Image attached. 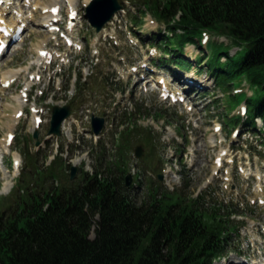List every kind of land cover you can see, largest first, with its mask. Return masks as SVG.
<instances>
[{
    "label": "rangeland",
    "instance_id": "374dc122",
    "mask_svg": "<svg viewBox=\"0 0 264 264\" xmlns=\"http://www.w3.org/2000/svg\"><path fill=\"white\" fill-rule=\"evenodd\" d=\"M37 1L50 4V0ZM55 1H59L63 16L58 24L75 37V44L67 45L54 30L48 33L49 28L41 25L47 12L39 6L34 15L26 10L28 26L23 44L11 45L0 62V146L7 139L10 150L4 153L3 160L10 173L0 168V190L12 183L8 178L15 171L14 155L20 159L13 186L6 194L0 193V222L13 214L18 199L26 195L27 189L41 187L47 178L51 179L46 176L51 171L57 174L55 186L68 185L79 181L85 172L91 174L100 163L103 165L125 153L127 174L133 173V192L138 200L144 199L152 186L169 193L181 191L184 197L191 198L206 192L209 204L222 206L223 214L231 213L235 229L232 243L226 256L214 264H264V204L258 202L264 199V135L248 132L242 120L237 126L241 133L233 137L235 121L228 119V115H240L247 93L251 95L253 91L255 97L258 89L249 84L246 76L227 79L226 85L217 88L210 75L199 73L194 66L197 48L184 50L193 64L190 70H180L174 65L167 69L156 67L153 62L160 51L148 42L155 32L165 31L166 24L157 21L151 9H144L145 0H119L125 9L101 32H96L85 17L86 5L91 0ZM7 10V19L15 18L17 7ZM71 10H75L76 16L70 25ZM208 35L213 38L207 45L212 57L229 47L230 55L235 53L236 59L244 56V48L238 50L236 45H229L231 41L226 36ZM37 45L52 52L51 62L41 60L32 64L39 56ZM143 63L153 76L165 77L170 93L181 92L183 87L196 92L190 90L191 95L184 102H171L154 87L156 81L145 85ZM26 66L27 71L4 86L3 74ZM186 77L194 78L202 86L187 85ZM28 82L31 88L20 107L15 97L25 93ZM66 104L71 106L73 116L63 123L65 130L60 136H48L53 106ZM124 110L133 114L129 121L126 118L127 122L138 127L137 132H130L131 144L126 149L115 135L117 118ZM92 114L107 118L101 138L91 130ZM36 115L42 116L40 124H35ZM224 119L230 126L224 124ZM35 130H39V146L33 138ZM9 133L14 135L12 141L7 137ZM143 137L151 142L146 144ZM137 145L144 148L141 159L134 157ZM223 150L226 154L221 167L215 159ZM72 164L79 168L74 180L70 179Z\"/></svg>",
    "mask_w": 264,
    "mask_h": 264
},
{
    "label": "trees",
    "instance_id": "16d2710c",
    "mask_svg": "<svg viewBox=\"0 0 264 264\" xmlns=\"http://www.w3.org/2000/svg\"><path fill=\"white\" fill-rule=\"evenodd\" d=\"M144 4L167 27L151 40L162 51L156 64L190 70L193 64L184 50L191 43L200 50L194 66L210 75L217 88L227 79L246 76L258 94L247 99L243 126L256 129L254 118L264 121V0ZM206 33L226 36L244 48V56L236 59L223 50L212 57L204 48ZM132 116L124 112L116 124L117 142L125 149L131 144L130 132L138 131L126 120ZM143 141L151 142L148 137ZM127 167L122 153L100 163L92 174L83 173L79 181L55 186L57 174L51 171L43 186L27 189L13 214L0 222V264H213L227 254L235 232L231 213L209 204L206 192L191 198L152 186L138 200L134 186H125Z\"/></svg>",
    "mask_w": 264,
    "mask_h": 264
},
{
    "label": "bare ground",
    "instance_id": "6f19581e",
    "mask_svg": "<svg viewBox=\"0 0 264 264\" xmlns=\"http://www.w3.org/2000/svg\"><path fill=\"white\" fill-rule=\"evenodd\" d=\"M26 2H27V0H24L23 2H22V0H18V1H15V0H4L2 2L3 5L2 4L0 5V27L11 29L14 26L20 25L22 22H25L23 24H27V26H28L27 17H25V13H27L26 10L28 9L30 11V14L34 15V13H38L39 6H41V9H42L43 12H47V14L44 15V17L42 18L41 25L49 24V26H50V25H54L55 24V23L51 24L52 20L54 19L53 18L54 16L52 14L51 9H52L53 6H57L59 1L50 0V4L44 3L43 1H37V0H35L34 2H33V0L32 1L30 0L29 1L30 3H28V2L26 3ZM87 2H89V0H87ZM13 6L17 7V10H16L17 12H15L16 13L15 18L7 19V11H8L7 9H9V8H11ZM71 6H72L71 8H74L73 4H71ZM36 25H40V24H36ZM48 33H52V32L50 30H48ZM0 38L3 39L4 43L7 42L6 36L1 31H0ZM46 41H47V39H46ZM23 42H24L23 39L19 40L18 43L16 45H14V47L22 45ZM41 43H42V45L44 44V42H41ZM40 46L41 45H39L38 48H37V52L39 54V57L35 61L37 63H41V60L44 59L43 56L40 54L41 53V49H42ZM7 50L9 51V49H7ZM7 50L2 54L0 62L3 59V57L5 56V54L7 53ZM45 59H48V57H46ZM28 68H29V66H26V67L18 68L16 70H11V71L6 72L5 74H3V82L7 81L8 79L16 78L18 75H20L24 71H27ZM165 83H167V82H165ZM30 85H31L30 82L26 83V87H25L24 90H28ZM22 98H23V96L21 94H19V96L15 97V101L17 102V104L20 107L24 105V100ZM17 111L19 112V110H17ZM33 125H34V122H33ZM11 126L13 127V125H11ZM63 129L65 130L64 126H63ZM6 143H8L7 139H6L5 143L0 146V168L1 169H4V168L6 169V167L4 166V163H3V157H4L3 155H4V153H9L10 152V150H9V148H8ZM13 160H14V170L15 171L13 173V176L10 175L9 178H8V180L12 179L11 180L12 183H13V177L16 176L17 172L19 171V166H20L19 155H17V154L14 155ZM6 170L8 171V169H6ZM8 173H10V172L8 171ZM6 178L7 177H5L4 179H6ZM12 183L8 182L4 186V188H2L3 190H0V193L6 194L11 189V187L13 186Z\"/></svg>",
    "mask_w": 264,
    "mask_h": 264
},
{
    "label": "water",
    "instance_id": "95a60500",
    "mask_svg": "<svg viewBox=\"0 0 264 264\" xmlns=\"http://www.w3.org/2000/svg\"><path fill=\"white\" fill-rule=\"evenodd\" d=\"M123 6L118 0H92L89 6L86 8V18L90 21L91 25L100 31L106 23H108L116 12L121 10ZM71 113V107L65 105L63 107L54 106L51 127L49 134L61 135V125ZM105 125V118L93 116L92 127L95 134H100ZM39 133L35 132L34 137L38 139ZM39 144V141L37 142ZM144 155V149L142 146H137L135 149V157L142 158ZM78 167L74 164L71 166L70 177L74 179L77 175ZM162 179L163 175H159ZM133 181V175L130 173L126 177V186H130Z\"/></svg>",
    "mask_w": 264,
    "mask_h": 264
}]
</instances>
